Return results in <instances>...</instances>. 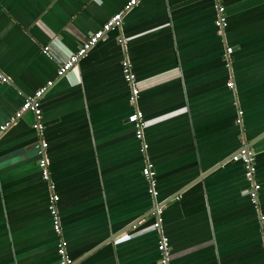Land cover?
<instances>
[{
  "label": "crops",
  "instance_id": "crops-1",
  "mask_svg": "<svg viewBox=\"0 0 264 264\" xmlns=\"http://www.w3.org/2000/svg\"><path fill=\"white\" fill-rule=\"evenodd\" d=\"M124 1L0 0V73L8 78L0 124L55 79L39 100L41 133L27 111L0 136V264H58L51 191L74 264H157L153 197L126 120L133 106L124 56L141 88L145 154L172 263L264 264V0H220L222 33L214 0H139L120 30L55 78L56 60L41 47L66 58ZM39 139L48 180L37 166ZM243 144L255 154L256 203L242 163L229 158Z\"/></svg>",
  "mask_w": 264,
  "mask_h": 264
},
{
  "label": "built area",
  "instance_id": "built-area-1",
  "mask_svg": "<svg viewBox=\"0 0 264 264\" xmlns=\"http://www.w3.org/2000/svg\"><path fill=\"white\" fill-rule=\"evenodd\" d=\"M139 0H125L121 8L111 14L101 26L87 34L86 38L80 43L78 48L67 55L64 59H59L58 56L52 54L50 47L48 45H43L41 51L43 54L48 56L51 59L56 60V73L55 78L62 77L67 70H69L80 58H82L86 52L99 40L103 39L107 32L119 29L121 26V20L123 15L133 8ZM215 7V18L213 23L220 33L224 26L226 25V16L224 13V7L220 3V0H214ZM116 41L121 46H124L126 38L122 36L121 33L118 34ZM231 47L227 46L224 50V55L226 57V62L228 63V54L231 52ZM120 70L124 81L129 87L128 102L133 106L132 112L129 113L126 117V120L130 122L134 128L135 137L139 141V152L144 156L143 165L140 169L141 175L143 176L145 182L147 183L148 193L154 198L157 194L156 184H155V170L152 162L148 159L145 152L147 150V143L143 139V128L146 126V122L143 119V114L141 110L137 107V97L140 91L139 82L136 80L134 73L131 70L130 62L126 56H124L120 61ZM0 81L7 82L8 78L0 73ZM55 79H48L38 88H36L32 94L27 95L23 98L20 107L3 123L0 124V136L1 134L13 125L18 118L24 112H31L33 120L31 127L38 134L41 133L43 125L41 122V112L39 107V100L42 95L52 86ZM232 81L228 80L226 86L231 87ZM240 111L238 110V114ZM46 147L47 143L43 139H39L34 143V148L37 154V166L40 171V177L44 180H48V162L46 157ZM230 159L233 161H240L244 169L245 179L250 183L249 187L246 190V193L252 203H256L257 190L259 184L254 182L253 173H254V152L245 144L240 145L237 150H235ZM58 196L54 192H50L48 196L47 209L50 215L51 227L52 230L58 235V240L56 244V252L58 256V264H74V261L69 257L66 251V241L61 237V224L60 217L57 211ZM160 211L161 205L158 202H154L153 206V215L154 220L151 227L155 228L158 231V239L156 241V249L158 251L159 257L157 264H173L171 259V253L169 250L168 238L161 233L160 230Z\"/></svg>",
  "mask_w": 264,
  "mask_h": 264
},
{
  "label": "water",
  "instance_id": "water-1",
  "mask_svg": "<svg viewBox=\"0 0 264 264\" xmlns=\"http://www.w3.org/2000/svg\"><path fill=\"white\" fill-rule=\"evenodd\" d=\"M138 81V80H137ZM139 82V81H138ZM139 87H140V85H139ZM141 89V88H140ZM248 146V145H247ZM249 147V146H248ZM252 150V149H251ZM253 151V150H252ZM255 155V154H254ZM231 156V155H230ZM230 158V157H229ZM157 195V194H156ZM156 197L157 196H155L154 198H153V203L154 202H157V199H156ZM159 205H161L160 203H158ZM160 228H161V217H160Z\"/></svg>",
  "mask_w": 264,
  "mask_h": 264
}]
</instances>
